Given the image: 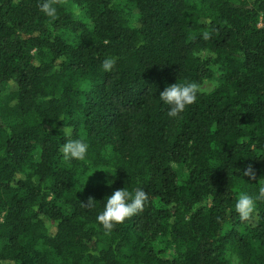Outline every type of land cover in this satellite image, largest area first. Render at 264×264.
<instances>
[{"label": "trees", "instance_id": "trees-1", "mask_svg": "<svg viewBox=\"0 0 264 264\" xmlns=\"http://www.w3.org/2000/svg\"><path fill=\"white\" fill-rule=\"evenodd\" d=\"M41 2L0 0V264H264V199L235 210L264 187V0ZM175 83L198 91L173 118ZM123 188L148 200L106 231Z\"/></svg>", "mask_w": 264, "mask_h": 264}, {"label": "clouds", "instance_id": "clouds-1", "mask_svg": "<svg viewBox=\"0 0 264 264\" xmlns=\"http://www.w3.org/2000/svg\"><path fill=\"white\" fill-rule=\"evenodd\" d=\"M40 10L48 17L55 18L57 10L50 0H42ZM116 63L114 57L105 58L102 61V68L105 72L111 71ZM198 87L193 83L173 84L165 87L160 93L159 100L169 106L168 116L177 117L185 108L197 99ZM61 134L66 138L60 147V151L66 160H83L87 154L88 145L81 139H72V131L70 128H62ZM243 176L249 179L254 178L251 168L246 169ZM264 199V187L259 188V194L254 199L247 193H241L235 203V210L242 219H247L254 211L256 200ZM148 200L147 193L136 188L134 192L123 189L114 191L109 197L103 201V210L97 216V221L106 231H111L116 224L123 223L126 219L136 215L142 211ZM96 201L89 197L86 204H82L85 208L92 207Z\"/></svg>", "mask_w": 264, "mask_h": 264}, {"label": "rangeland", "instance_id": "rangeland-1", "mask_svg": "<svg viewBox=\"0 0 264 264\" xmlns=\"http://www.w3.org/2000/svg\"><path fill=\"white\" fill-rule=\"evenodd\" d=\"M218 83V72L215 70L212 74V76L203 82V84L200 86V91L207 93L210 90H212L215 85Z\"/></svg>", "mask_w": 264, "mask_h": 264}]
</instances>
